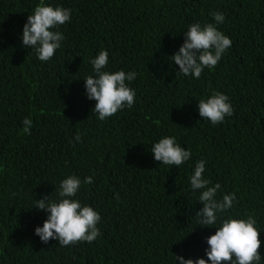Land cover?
Instances as JSON below:
<instances>
[{
  "label": "trees",
  "instance_id": "1",
  "mask_svg": "<svg viewBox=\"0 0 264 264\" xmlns=\"http://www.w3.org/2000/svg\"><path fill=\"white\" fill-rule=\"evenodd\" d=\"M41 4L71 10L59 28L62 46L47 62L21 40ZM216 11L232 46L199 79L184 76L171 57L189 26L214 23ZM0 40V264L207 260L216 229L200 228L195 213L203 205L189 179L201 159L205 178L237 196L228 215L256 217L264 264V0H0ZM101 50L109 53L105 71L138 73L129 84L133 107L105 121L92 112L83 80L94 75L91 60ZM212 92L234 108L219 125L198 112ZM169 136L192 152L179 167L160 165L150 152ZM71 175L93 178L76 199L100 214L101 235L90 244H44L35 228L48 214L32 208L46 195L58 200Z\"/></svg>",
  "mask_w": 264,
  "mask_h": 264
},
{
  "label": "clouds",
  "instance_id": "2",
  "mask_svg": "<svg viewBox=\"0 0 264 264\" xmlns=\"http://www.w3.org/2000/svg\"><path fill=\"white\" fill-rule=\"evenodd\" d=\"M214 23L203 26L194 23L184 33V42L179 51L172 57V61L179 67V73L199 79L207 68L214 69L221 61L226 50L232 46L231 39L219 30L218 26L225 21L221 12H212ZM71 21V10L62 6L38 5L34 14L28 15L23 26L21 37L22 45L31 48L37 53V58L47 62L61 48L65 39L59 30L60 26ZM0 43H3L0 40ZM109 63V53L101 50L91 60L94 75L84 78L85 95L88 100H94L95 107L92 112L98 114L100 121H105L118 111L133 107L136 92L129 87L138 73L135 71L115 72L105 71ZM199 116L212 125H219L226 117L234 115V108L229 97L221 92H212L207 98L198 102ZM23 133L31 134L33 122L31 118L22 121ZM77 142L81 141L78 134ZM151 154L160 165L179 167L192 158V152L177 143L175 137H164L154 143ZM207 161L201 159L196 162L193 174L190 176V187L193 193L199 190L198 202L203 206L195 213L198 222L204 227L215 228V234L207 238L208 248L205 250L207 260L204 258L184 259L183 256L174 255L175 262L179 264H261V240L257 219L247 214L246 219H237L228 215V210L234 207L237 201L236 194L221 192V185H212L203 175L206 171ZM91 176L83 181L78 176L71 175L60 182L58 200L51 196H44L35 201L32 209L46 212L47 218L42 227L35 228V235L42 243L57 240L60 246L75 245L80 242L92 243L100 235L97 224L101 220L100 214L89 205H82L76 199L82 183L92 184ZM119 195L117 194V199ZM227 217V218H224ZM219 227H209L217 225Z\"/></svg>",
  "mask_w": 264,
  "mask_h": 264
}]
</instances>
